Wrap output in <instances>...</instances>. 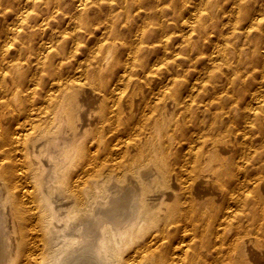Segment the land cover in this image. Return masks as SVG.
Listing matches in <instances>:
<instances>
[{"label": "bare ground", "instance_id": "obj_1", "mask_svg": "<svg viewBox=\"0 0 264 264\" xmlns=\"http://www.w3.org/2000/svg\"><path fill=\"white\" fill-rule=\"evenodd\" d=\"M0 264H264V0H0Z\"/></svg>", "mask_w": 264, "mask_h": 264}]
</instances>
